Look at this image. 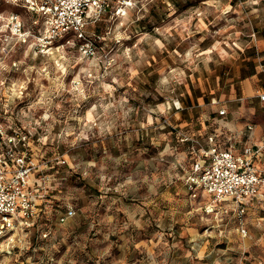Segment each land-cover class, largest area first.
<instances>
[{"label":"rangeland","instance_id":"374dc122","mask_svg":"<svg viewBox=\"0 0 264 264\" xmlns=\"http://www.w3.org/2000/svg\"><path fill=\"white\" fill-rule=\"evenodd\" d=\"M128 1L124 16L87 30L100 37L87 57L73 36L42 41L41 17L0 0V128L29 135L48 192L35 227L13 249L3 242L0 264H264V224L250 215L242 239L233 219L190 200L182 141L242 109L235 75L264 39V0ZM253 106L241 120L257 145L264 108Z\"/></svg>","mask_w":264,"mask_h":264},{"label":"built area","instance_id":"2783aa9c","mask_svg":"<svg viewBox=\"0 0 264 264\" xmlns=\"http://www.w3.org/2000/svg\"><path fill=\"white\" fill-rule=\"evenodd\" d=\"M22 1L30 14L41 17L45 26L46 43L73 36L85 56H93L96 39L87 30L106 15L124 16L131 6L128 0H11ZM10 31L26 42L22 20L9 17ZM69 42V40H67ZM264 74V71H263ZM264 108V92L257 94ZM224 111L219 115L223 116ZM252 130L251 127L248 128ZM189 146V168L184 185L191 201L205 200L204 211L209 216L230 217L234 229L242 239L250 235L248 217L254 216V226L264 224V170L258 161L264 156V140L257 145L246 143L241 149L235 141L222 142L216 133L186 137ZM30 147L29 135L17 130L6 133L0 128V248H14L13 238L33 229L47 197V177ZM75 215L68 207L58 216L61 224ZM44 238L48 233H43ZM4 242V244H3Z\"/></svg>","mask_w":264,"mask_h":264},{"label":"crops","instance_id":"0c3cea01","mask_svg":"<svg viewBox=\"0 0 264 264\" xmlns=\"http://www.w3.org/2000/svg\"><path fill=\"white\" fill-rule=\"evenodd\" d=\"M254 46L253 56L248 60L249 65L240 67L235 75L238 91L237 100L242 103V109L239 108L238 115L233 118L231 123L225 122L224 118L221 120L211 118L210 126L214 128V133L220 136L222 142L233 139L235 142L242 140V143L246 144L250 142L249 139L253 136V126L249 122L242 121L241 115L245 103H248L249 107H254L253 105L259 102L257 94L264 92V39L259 40ZM221 111L225 113L224 109ZM249 127L252 128L251 131L248 130ZM236 234L238 235L237 232Z\"/></svg>","mask_w":264,"mask_h":264}]
</instances>
